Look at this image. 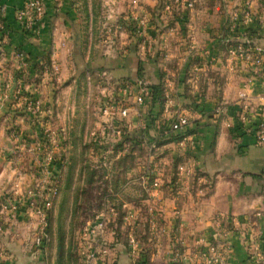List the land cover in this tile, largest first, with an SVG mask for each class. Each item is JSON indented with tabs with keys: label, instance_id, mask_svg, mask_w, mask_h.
<instances>
[{
	"label": "crops",
	"instance_id": "1",
	"mask_svg": "<svg viewBox=\"0 0 264 264\" xmlns=\"http://www.w3.org/2000/svg\"><path fill=\"white\" fill-rule=\"evenodd\" d=\"M24 1L0 0V4L5 6L3 28L0 30V47L4 51L0 53L2 196L5 192L19 193L35 184L39 177L38 169L43 166L54 177L61 175L60 165L64 161L59 155L62 133L55 130L58 139L52 137L54 142H51L49 130L54 121L57 123L61 110L56 90L67 73L71 76L77 73L74 65H78L80 58L71 42L78 31L72 19L77 17L74 23L77 25L81 18L79 14L75 15L71 4L67 0L59 3L44 0L45 13L39 37L35 38L24 33L15 19V10ZM144 2L152 10L158 6V0ZM130 3L132 18L139 17V0L135 3L131 0ZM169 9V12L163 11L168 14L161 16V21L155 18L148 23L145 33L148 46L131 47L114 63H108V66H113L109 71L114 81L124 79L133 83L141 80L147 85L162 82L167 95L164 104H152L148 98L144 103L136 104L130 98L126 103L128 116L121 122L125 129L122 137H108L109 130L104 136L101 130L106 121H113L114 126L120 122L117 112H112V115L99 112L90 135L94 132L97 140L109 148L121 139L125 144L126 141L129 144L143 140L157 142L164 140L160 137L161 130L178 114L186 115L189 121L191 119V134L176 143L169 142L163 146L157 143L146 152L145 165L139 167L140 171L143 168L139 177L143 184H150L156 175L161 178L159 188H149L156 198L162 199L164 216L168 220L166 226L173 227L174 218H180L177 226L181 237L168 241L167 247L187 254L194 248L190 234L209 232L211 219L216 214L227 215L236 222L260 210L264 218V144L257 142L255 134V125L264 120V0H172ZM246 12L250 20L246 26H241L240 19ZM229 20L235 22L241 40L248 42L251 48L261 47L262 65L241 60L226 49L224 29ZM163 23L171 25L169 34L164 29L158 33L157 26ZM247 31L249 34L244 35ZM16 51L22 52L27 62L21 86L26 95L39 101L38 109L29 108L24 98L15 95L14 88L22 65L15 56ZM139 54L141 57L138 59ZM86 62L98 60L86 58ZM101 62H108V59ZM69 64L70 69L67 68ZM53 65H57L59 71L55 72ZM138 67L143 68L142 77L137 74ZM244 86L247 95L239 99V91ZM197 87L201 89L200 93H196ZM219 102L224 106L212 108ZM240 104L248 106L252 119L250 124L239 119ZM172 143L177 148L175 152L167 149ZM162 149H167L166 156L171 160L172 153L176 157L187 156L190 174L181 179L170 176L174 166L162 156ZM47 150L53 153L51 161H47ZM209 180L214 183L211 189L207 186ZM166 182L168 186L161 188ZM17 216V220L11 219L0 232V247L7 251L1 264H42L43 251L39 250L37 254L38 262L31 261L25 246L29 235L28 217ZM108 240H114L113 244L99 263L134 264L121 243L112 236H108ZM229 241L233 248L228 264H252L247 258L248 242L238 234L232 235ZM173 254H168L169 262L173 260Z\"/></svg>",
	"mask_w": 264,
	"mask_h": 264
},
{
	"label": "rangeland",
	"instance_id": "2",
	"mask_svg": "<svg viewBox=\"0 0 264 264\" xmlns=\"http://www.w3.org/2000/svg\"><path fill=\"white\" fill-rule=\"evenodd\" d=\"M55 1L62 2V0ZM67 1L75 10V15L79 14L81 18L77 25H74L77 17L72 19L73 26L78 31L71 42L74 49L79 52L80 58L78 65L77 63L74 65L77 73L72 76L67 73L56 90V98L61 104V110L57 116V123L54 121L49 130L52 133L51 142H54L52 137L58 139L56 136L58 131L62 133L63 150H60L59 155L64 161L60 165L61 175L57 177L58 194L53 200L52 207L47 211L46 225L43 229L42 220L36 214L33 204L40 193L37 190L35 193H29V190L40 188L38 182L42 176L53 177V175L45 168H39V177L35 184L16 194L5 192L3 196L0 195V232L8 226L11 219L17 220V214L28 217L26 223H28L29 235L25 246L28 248L31 261L38 262L37 254L39 250L43 251L42 264H101L99 262L102 257L105 258L106 253L100 256L97 251L100 242L93 234L85 233L86 227L92 226L91 223L99 218H103L107 223L105 247L109 249L110 244H113L114 240H108V236H112L116 242L122 244V249L126 250L128 256L134 260V264H218V259L222 257L226 258V264H228L233 248L229 240L236 234L248 242L247 258L250 263H264V218L260 210L236 222L233 221L235 219L232 220L221 213L214 215L211 219L212 229L209 232L190 234L194 245L191 253L182 254L177 248H168L166 245L168 241L181 237L182 233L177 226L180 218H174L173 227L166 226L168 220L164 216L162 199L156 198L154 192L150 190V188H159L160 177H158L160 179L157 187H153L152 182L143 184L139 179L143 169L140 171L139 167L145 165L147 159L145 154L149 150L148 142L129 144L126 141L125 144L121 139V142L118 141L109 148L105 147L101 141L94 142V138L90 135L91 129L96 126L100 102L108 95L117 92V82H129L124 79L114 81L109 71L113 66H108V63H114L131 47L139 49L148 46L145 34L148 23L151 19L154 21L157 18L161 21V16L166 17L168 13L163 11H170L172 0H158V6L153 10L144 2L145 0H139L138 10L141 15L135 18L131 16L132 8L128 7L131 0ZM136 1L132 0V3ZM245 19L244 16L240 19L241 26L247 25ZM170 26L166 23L157 26L158 33L164 29L169 34ZM224 32L227 36L226 49L230 53H234L241 60L262 65L261 47L251 48L248 42L241 40L242 37L239 30H236L233 20L227 22ZM246 34L248 35L249 32L247 31L244 35ZM241 48L244 50L242 53ZM257 49H260L259 61L255 60ZM140 57V54L137 55L138 59ZM86 58L88 60L95 58L98 62L88 63ZM105 58L108 62H101ZM67 68L70 69V64ZM139 68L137 74L142 77L143 68ZM254 71L257 72V70ZM144 85L149 91V97L155 94L156 103L162 106L167 99L164 84L159 82L156 85ZM14 90L16 96L26 100L29 108L40 107L30 105L29 95L25 94L22 86H16ZM200 91L201 89L197 87L196 93ZM6 92L7 90L4 89L3 95ZM238 95L239 99L246 97L245 86L241 88ZM221 106L224 104L219 102L212 108ZM240 106L242 109L239 119L243 123L250 124L252 119L247 111L248 106L246 104H240ZM211 111L213 110L209 112ZM190 121L188 118L189 123L183 130L174 131L171 136L173 140L169 142L176 143L191 134L193 127H190ZM255 126L256 139L261 144L259 135L264 134V120L259 121ZM169 142L159 144L161 141H157L159 146ZM174 143L167 149L175 152L177 148ZM167 149H162V156L169 161V165L174 166L170 176L173 175L174 178L179 179L187 177L190 174L186 164L189 158L185 155L176 157L172 153L171 160L169 156H166ZM47 153L54 159L50 150L45 152ZM59 155L56 154V157ZM163 185L161 188L168 186L167 182ZM207 186L210 189L213 188V181L209 180ZM178 204L181 202L179 201ZM169 250L174 253L173 260L170 262L167 260L168 254L172 253ZM6 253V249L0 247V264Z\"/></svg>",
	"mask_w": 264,
	"mask_h": 264
},
{
	"label": "built area",
	"instance_id": "3",
	"mask_svg": "<svg viewBox=\"0 0 264 264\" xmlns=\"http://www.w3.org/2000/svg\"><path fill=\"white\" fill-rule=\"evenodd\" d=\"M45 13V3L44 0H25L23 4L15 10V19L18 22L20 28L24 33L31 37H39L40 33V24L44 17ZM5 14V6L0 4V30L3 28V22L2 18ZM246 22L250 20V15L246 12L245 13ZM143 23V21H142ZM241 53L244 52V50L241 48ZM4 52L2 48L0 47V53L2 54ZM15 56L22 62V65L20 67L21 73L18 77V85L21 86L22 79L25 75L27 62L26 57L24 54L20 51H16ZM255 60H260V49H257L255 53ZM54 71L58 70V67L53 65L51 66ZM117 92L108 95L103 99L102 102H100L99 106V112L101 115H112V112H117L119 115V123L114 126L112 122L106 121L105 125L103 124L101 127V130L104 134V136L108 135V130L110 131V135L108 137H122L125 133L124 124L121 122H124V119L128 116V107L126 103L130 98L134 101L136 104H142L144 103V100L146 98L150 99L149 97V91L145 88V85L142 81H135V82H117ZM7 90V88H6ZM119 94V95H116ZM4 97L6 94L3 95ZM28 102L30 105H34L36 108L39 106V102L36 99H33L31 96L28 97ZM188 117L184 114H178L176 119L170 122L166 127H163V129L160 132V137L163 139H167L172 136V133L176 130H183L184 127L188 125ZM92 137L94 138V142L98 143L99 141L95 137V133L92 132ZM146 140H143L142 143L144 144ZM259 141L261 144H264V134L261 133L259 135ZM149 144V150L153 149L157 142L151 141ZM47 161L53 160V157L51 154H46ZM41 168H45L47 170L46 166H43ZM153 187H157L159 185V178L154 177L152 181ZM38 187L29 190V193H35L36 190L38 193H40V196L33 202L34 209L36 214L41 218L42 220V227L45 229L46 225V216L47 211L52 207L53 200L58 194V178L57 177H51V176H42L38 182ZM92 226L88 225L85 229V233L89 232L93 234L96 237V240L99 241L97 246V251L99 252L100 256L106 253L107 248L105 247V234L107 231V223L103 218H99L96 221H94ZM218 264H226V258L222 257L221 259H218Z\"/></svg>",
	"mask_w": 264,
	"mask_h": 264
},
{
	"label": "trees",
	"instance_id": "4",
	"mask_svg": "<svg viewBox=\"0 0 264 264\" xmlns=\"http://www.w3.org/2000/svg\"><path fill=\"white\" fill-rule=\"evenodd\" d=\"M155 92V91H154ZM156 100H157V98L155 97V94L152 96V97H150V102L153 104V103H156ZM171 140H173V137H169V138H167V139H164V141L162 140L161 141V143H159V144H163L164 142L166 143V142H169V141H171Z\"/></svg>",
	"mask_w": 264,
	"mask_h": 264
}]
</instances>
